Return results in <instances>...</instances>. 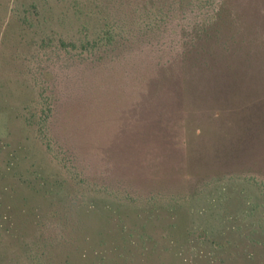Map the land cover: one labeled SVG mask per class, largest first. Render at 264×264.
<instances>
[{
    "label": "rangeland",
    "instance_id": "obj_1",
    "mask_svg": "<svg viewBox=\"0 0 264 264\" xmlns=\"http://www.w3.org/2000/svg\"><path fill=\"white\" fill-rule=\"evenodd\" d=\"M223 1L0 0V264H264V0L210 68Z\"/></svg>",
    "mask_w": 264,
    "mask_h": 264
},
{
    "label": "trees",
    "instance_id": "obj_2",
    "mask_svg": "<svg viewBox=\"0 0 264 264\" xmlns=\"http://www.w3.org/2000/svg\"><path fill=\"white\" fill-rule=\"evenodd\" d=\"M227 2L224 0L220 9L215 13V19L209 23V27L204 30L205 39L207 43L203 46V52L212 55L215 58L214 68L220 65L221 61H217V58L223 59L227 53L237 51L238 47H234L236 44L241 45L242 42H238L235 35L227 34L225 30L229 33L234 25V20L230 19L228 16ZM225 28L222 29V28ZM223 44V45H221ZM217 57V58H216Z\"/></svg>",
    "mask_w": 264,
    "mask_h": 264
}]
</instances>
